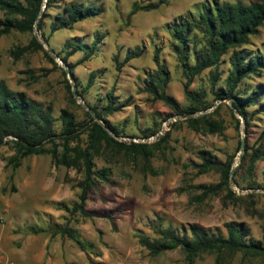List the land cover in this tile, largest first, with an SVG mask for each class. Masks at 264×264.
Masks as SVG:
<instances>
[{
	"label": "rangeland",
	"instance_id": "374dc122",
	"mask_svg": "<svg viewBox=\"0 0 264 264\" xmlns=\"http://www.w3.org/2000/svg\"><path fill=\"white\" fill-rule=\"evenodd\" d=\"M156 1L54 0L45 12L43 32L48 36L51 20L65 5L77 3L102 8L99 16L55 32L49 36L47 44L54 53L64 55L70 50L66 48L69 42L89 47L96 37H102L98 51L74 70L79 85L75 88L82 92L84 105L74 98L73 102L66 87L68 78L63 76L64 69L58 60L54 59L58 65L55 68L43 52L35 50L26 51L19 58L13 57L14 50L29 45L34 31L32 34L11 32L0 37V80L41 103L55 119H59L61 110H67L78 122H87V105L101 110L112 94L115 107L127 104L106 117L121 135L116 137L109 131L112 138L127 145L133 139L147 141L141 138L142 132L160 125L158 134L162 135L159 137L166 135L163 142L149 150L148 161L139 153L102 142L93 157V170L107 169L108 181H100L88 194L84 208L94 214L92 217L72 211V206L78 202V184L84 178L83 171L57 165L50 155H31L14 167L9 162L15 155L12 145L1 146L0 259L10 264H189L179 249L152 256L139 243L138 233L149 239L157 238L158 225L180 231L190 224H198L219 228L225 233V224L234 222L244 224L249 229V238L264 245V190L246 189L252 180L240 170L235 180L244 188L236 185L233 177L229 179V188L236 195L234 199L228 197L225 186L215 193L205 194L198 186L217 185L221 175L217 170L200 172L197 166L202 162L199 154L204 151L222 163L235 155L231 170L237 168L243 153V149L236 153L238 144L245 139L249 146H256L264 128V113H255L248 133H244L242 119L234 113L240 121L237 130L229 101L214 99L211 90L223 87L228 75V56L223 57L216 72L206 70L190 86L191 91L207 93L205 99L211 108L206 111L181 117L146 90L148 75L157 70L153 55L158 49L159 59L169 73L166 95L180 108L190 105L183 92L185 80L172 51L173 39L168 30L189 14L197 15L204 0H167L158 10L139 11L129 16L134 2ZM3 17L0 12V18ZM37 39L41 41L38 33ZM244 48L249 53L264 54V25ZM131 51H141V55L125 63V55ZM84 55L78 51L68 62L75 64ZM92 73L95 76L90 83ZM214 73L218 77L212 89ZM68 83L71 91L69 80ZM261 83L264 84L263 78L246 79L242 89ZM204 114L209 121L221 125L219 132L207 133L202 124L199 130H194L187 124V118ZM56 127L60 129L59 120ZM87 140V132H80L71 146L85 148ZM252 179L264 183V161L256 163ZM56 203L64 204L67 210L57 209ZM30 226H67L79 232L93 248L82 251L59 234L54 237L49 233L28 234ZM193 264H216L215 255L202 254ZM219 264H262V258L237 253L223 255Z\"/></svg>",
	"mask_w": 264,
	"mask_h": 264
},
{
	"label": "trees",
	"instance_id": "16d2710c",
	"mask_svg": "<svg viewBox=\"0 0 264 264\" xmlns=\"http://www.w3.org/2000/svg\"><path fill=\"white\" fill-rule=\"evenodd\" d=\"M54 0H46L45 8L40 18L37 17L42 9L44 0H0V12L4 15L0 18V37L11 32L30 33L37 31L41 41L48 44L49 36L62 29H71L74 24L86 19L95 18L103 11L97 6H81L77 3H70L62 8L61 13L56 14L50 23L49 35L43 32L45 13L53 5ZM167 4V0L156 2L138 3L134 2L129 16L135 13L150 12L158 10ZM37 20V21H36ZM264 25V0H204L197 9V15L189 14L170 26V33L173 43L172 51L176 55L185 80L183 92L190 105L187 108L178 107L175 102L166 95V85L169 80V73L165 65L159 59V50L155 49L153 61L157 70L148 75L146 90L156 100L164 102L176 115L181 117L192 116L198 112L211 108L206 101L207 93L204 90L191 91L190 86L196 78L200 77L206 70L217 71L223 57L228 56L229 71L223 87L214 90L218 74H213L212 94L215 100H226L231 105V112L236 121L237 130L240 121L234 115H238L244 124L243 131L248 133L251 120L255 113H264V84L242 89L244 80L253 77L264 79V54L261 52H246L245 46L250 44V38L257 34L260 27ZM102 37H96L89 47L83 44L69 42L64 55L55 53L56 56L67 64L72 75L75 87L76 83L74 70L83 61L98 51ZM29 50L41 51L44 57L58 68L54 58L44 49L43 45L34 35L29 45L16 49L11 54L19 58ZM81 51L85 55L79 62L72 64L68 59L76 52ZM141 51L127 52L124 62L138 58ZM60 69V68H59ZM63 76L66 77L64 70ZM95 73H92L89 82L94 80ZM66 87L73 100L68 80L65 79ZM81 96L82 92L77 91ZM74 102V100H73ZM127 104L114 106L112 94L108 95V103L101 110L94 106L87 105L91 113L98 119L94 120L92 114L85 112L87 122H78L75 116L67 110H61L59 119H55L51 113L44 109L42 104L31 99L25 92L11 89L5 81L0 80V147L10 143L15 155L9 160L14 167L18 166L22 159L31 155H50L53 162L67 168H74L83 171L84 178L78 184L80 194L78 202L72 206L73 212H79L85 216H94L93 213L85 210V203L91 190L98 187L100 181H108V170L101 169L94 171L93 157L102 146V142L108 146L123 148L129 152L141 154L145 161H148L150 149L157 147L165 140V136L157 138L154 143H126L118 142L110 136L119 137V130L110 124L107 116ZM256 107L252 112L250 108ZM59 120L60 129L56 127ZM187 124L194 130H199L203 125L207 133H216L221 130V125L211 122L208 115L189 117ZM161 126V125H160ZM147 129L142 132V139L155 136L161 130ZM160 129V130H159ZM110 131V133L108 132ZM80 132H87V144L85 148L79 145L71 146V142L79 138ZM129 137V136H124ZM134 138V137H133ZM59 141V143H58ZM243 153L240 157V164L232 170V177L236 185L244 188L241 182L235 180L238 172L244 170L246 177H251L252 183L246 185V189H263L264 183L259 184L253 178V172L258 161H264V128L258 137L256 146H249L244 139ZM61 148V149H60ZM60 149V150H59ZM240 150V143L237 152ZM201 164L197 165L200 172L217 170L220 172L221 181L217 185H200L205 194L215 193L225 186L230 199L235 198V192L229 188L230 172L234 161L231 156L225 163L220 162L208 152H200ZM57 209L67 210L62 203L55 204ZM157 238L149 239L142 233H138L139 243L144 246L152 256H157L170 250L179 249L183 252L186 261L193 264L195 259L202 254L215 255L216 264H219L223 255H234L237 253L246 256L262 258L264 264V245L249 238V229L244 224L230 222L225 224V233L219 228H205L198 224H190L180 231L171 227L163 228L156 226ZM160 227V228H158ZM28 234L37 235L49 233L51 237L59 234L73 241L82 251L91 250L93 246L81 238L76 230L67 226L40 228L30 226Z\"/></svg>",
	"mask_w": 264,
	"mask_h": 264
},
{
	"label": "water",
	"instance_id": "95a60500",
	"mask_svg": "<svg viewBox=\"0 0 264 264\" xmlns=\"http://www.w3.org/2000/svg\"><path fill=\"white\" fill-rule=\"evenodd\" d=\"M45 2H46V0H44V3H43V5H42V9H41V11H40V13H39V15H38V17H37V20L40 18L42 12L44 11V8H45ZM37 20H36V21H37ZM34 36L37 37V31H36V30H34ZM40 43L43 45L44 49H45V50H46V51H47V52H48V53H49V54H50L55 60H58V62L60 63V65H61L62 68L64 69V72H65V74H66V76H67V78H68V80L70 81V84H71V91H72L73 98H74L79 104L84 105V103H83V101H82L80 95H79V94L77 93V91H76L75 85H74V83H73V78H72V75L70 74V72H69V70H68V66H67V64L64 63L63 61H61V60L56 56V54H55V53L49 48V46H48L46 43H44V42H42V41H40ZM87 111H88L90 114H92L89 108H87ZM92 116H93L94 120L98 121V119H97L96 117H94L93 114H92ZM241 124L243 125V120H242ZM108 132H109V131H108ZM160 135H162V133L157 134V135L154 137V139L156 140V138H158ZM145 142H150V140H147V141H145ZM243 145H244V144H243V140H242L241 143H240V150L243 149ZM231 177H232V170H231V172H230V178H231Z\"/></svg>",
	"mask_w": 264,
	"mask_h": 264
},
{
	"label": "built area",
	"instance_id": "2783aa9c",
	"mask_svg": "<svg viewBox=\"0 0 264 264\" xmlns=\"http://www.w3.org/2000/svg\"><path fill=\"white\" fill-rule=\"evenodd\" d=\"M157 135V134H156ZM155 135V136H156ZM155 136H153V137H150V138H148L147 140H150V142H152V141H155V139H154V137ZM159 138V137H158ZM156 140H157V138H156ZM146 140H135V139H133L132 140V142H135V143H143V142H145ZM0 264H10L8 261H6V260H3V259H0Z\"/></svg>",
	"mask_w": 264,
	"mask_h": 264
}]
</instances>
